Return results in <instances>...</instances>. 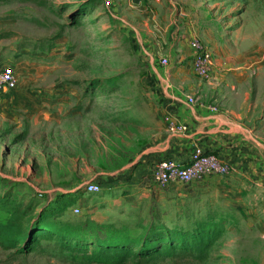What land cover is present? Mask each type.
Returning a JSON list of instances; mask_svg holds the SVG:
<instances>
[{
  "label": "rangeland",
  "instance_id": "1",
  "mask_svg": "<svg viewBox=\"0 0 264 264\" xmlns=\"http://www.w3.org/2000/svg\"><path fill=\"white\" fill-rule=\"evenodd\" d=\"M195 38L221 58L225 82L264 88V0H0V64L21 90L0 95V264H83L57 231L64 222H125L135 236L156 215L202 251L154 264H264V219L232 194H191L179 181H154L155 196L126 186L167 122L154 72L188 65ZM201 79L203 89L213 84ZM90 179L101 191L84 193ZM77 191L86 197L79 205ZM39 215L56 228L18 250ZM122 264L136 261L130 254Z\"/></svg>",
  "mask_w": 264,
  "mask_h": 264
},
{
  "label": "crops",
  "instance_id": "2",
  "mask_svg": "<svg viewBox=\"0 0 264 264\" xmlns=\"http://www.w3.org/2000/svg\"><path fill=\"white\" fill-rule=\"evenodd\" d=\"M185 52L179 61H185L189 47ZM220 59L215 57L211 61L213 84L204 85L206 89L202 88V79L190 62L175 66L171 72H154L160 83V103L167 122L153 142L140 152V164L126 186L147 189L153 196L159 194L160 185L153 179L145 180L150 174L149 166L168 157L186 163L192 150L200 147L227 162L230 173L215 186L209 185L215 174L183 186H193L191 194L202 186L204 191L213 192L219 199H227L226 195L230 197L227 193L232 194L241 211L261 221L264 219V88H244L242 84L225 82V68ZM235 71L227 72L236 75ZM19 91L4 92L5 100L16 97ZM76 189L77 186L72 190ZM84 193L74 194L76 204L85 200Z\"/></svg>",
  "mask_w": 264,
  "mask_h": 264
},
{
  "label": "trees",
  "instance_id": "3",
  "mask_svg": "<svg viewBox=\"0 0 264 264\" xmlns=\"http://www.w3.org/2000/svg\"><path fill=\"white\" fill-rule=\"evenodd\" d=\"M156 216L153 220L139 221L137 227L141 230L135 236L128 233L129 226L125 222L114 225V223H97L91 220L78 224L76 227L71 222H64L62 228L57 231L62 233L64 241L70 245L71 249H81L84 255L78 260L83 264L92 261L104 264H122L130 254L136 264H154L172 256L193 259L201 254L202 250L196 251L195 245L193 248H188L189 239L171 236L164 224L158 222L157 219L160 217ZM34 224V227L31 225V229L24 236V246L18 250L25 251L30 248V244L37 236H44L48 231H53L56 228V226L44 222L40 215ZM130 244L138 245L134 253H131L133 248ZM89 251L90 254H87Z\"/></svg>",
  "mask_w": 264,
  "mask_h": 264
},
{
  "label": "built area",
  "instance_id": "4",
  "mask_svg": "<svg viewBox=\"0 0 264 264\" xmlns=\"http://www.w3.org/2000/svg\"><path fill=\"white\" fill-rule=\"evenodd\" d=\"M190 64L195 73L203 79L211 75L212 53L211 50L199 41L192 39L190 42ZM165 62V59L162 60ZM16 87V76L14 70L8 64H0V95ZM189 101H193L190 97ZM230 171L229 165L220 159L216 154L203 151L200 147L194 148L190 159L186 163H180L173 158H163L153 163L150 174L154 181L160 185H166L169 182H181L191 184L202 177L210 174L226 175ZM102 184L99 181L90 179L84 185L85 193H97L101 191ZM74 212H79V207L74 206Z\"/></svg>",
  "mask_w": 264,
  "mask_h": 264
}]
</instances>
